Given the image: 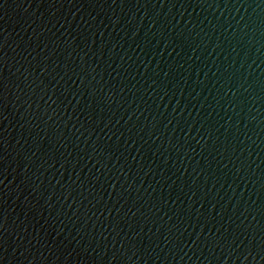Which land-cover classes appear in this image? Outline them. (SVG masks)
I'll return each instance as SVG.
<instances>
[{
	"label": "water",
	"instance_id": "95a60500",
	"mask_svg": "<svg viewBox=\"0 0 264 264\" xmlns=\"http://www.w3.org/2000/svg\"><path fill=\"white\" fill-rule=\"evenodd\" d=\"M0 264H264V0H0Z\"/></svg>",
	"mask_w": 264,
	"mask_h": 264
}]
</instances>
